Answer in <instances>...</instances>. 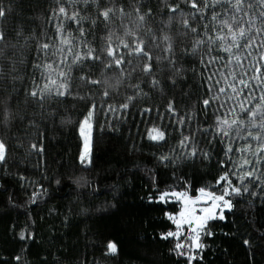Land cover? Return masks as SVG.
Here are the masks:
<instances>
[{
    "label": "trees",
    "instance_id": "trees-1",
    "mask_svg": "<svg viewBox=\"0 0 264 264\" xmlns=\"http://www.w3.org/2000/svg\"><path fill=\"white\" fill-rule=\"evenodd\" d=\"M9 2L13 11L0 21V30L5 34L0 42V121L5 107L13 116L7 126L0 123V140L8 146L7 164L0 165V264H185L184 258L172 251L175 241L161 238L162 233L175 230L165 211L178 212L180 206L149 202V196L155 200L157 192L153 181L161 190L167 185L184 190L181 184L186 183L193 197L199 195L200 187L218 190V161L227 160L224 150L229 143H222L220 137L213 140L206 130L215 129L216 115L228 114L225 109L217 110L216 105L205 110L201 101L206 98L204 80L208 73L203 71L199 56L188 55L178 61L183 75L175 85L168 79L167 64L156 62L157 54L165 55L161 51L167 43L165 35L171 38L178 55L185 45L191 47L192 36L183 35L180 15L182 11L191 23L190 7L185 0H168L179 5L171 13L163 0H98L101 7L117 9L105 28L100 19L92 26L97 8L91 0L87 6L83 0H76L74 6L69 0H4L5 6ZM61 4L69 14L74 10L79 13L85 39L97 50L107 40L109 30L115 33L114 43L126 28L135 34L127 40L143 39L153 54V72L159 84L153 87L152 77L141 70L142 62L133 59L131 65H125L123 76L115 69L102 74L99 64L84 66L83 72L101 81L99 86L89 87L79 79L81 66L71 64L69 56L63 68L71 78L72 94L47 99L43 108L34 103L28 95L33 80L43 83L33 70L37 46L48 42L52 50L61 47L57 34L61 23L65 35L70 31L79 37L77 25L58 13ZM138 4L144 5L142 12L152 9V15L143 22L133 10ZM120 7L126 15L121 16ZM254 12L259 15L258 9ZM80 50L79 46L74 48ZM55 58L59 59V54ZM43 60L41 55L40 62ZM105 90L108 97L103 96ZM170 101L175 115L168 112ZM125 102L128 107L120 108ZM93 103L96 108L90 118V163L84 165L80 160V122ZM109 105L115 111H110ZM249 106L251 101L245 105ZM49 113H54V118ZM238 114L244 115L237 108L228 119ZM189 115L190 121L178 123L179 117ZM153 126L165 132L164 141L148 138ZM190 133L198 153L207 152L209 159L184 158L187 149L182 150L179 142ZM32 143L42 144L43 152L34 151ZM231 143L232 159L239 162L241 153L235 149L242 147L243 141ZM161 155L173 157L174 163L165 167L159 161ZM180 177L183 181L176 179ZM37 185H43L47 193L32 203L33 190L42 191ZM233 203L232 212L224 213L225 220L211 222L213 234L202 235L205 247L194 264H264L261 200L245 195L233 198ZM22 232L25 239H20ZM245 239L249 245L244 244ZM109 241L117 245L115 254L107 249Z\"/></svg>",
    "mask_w": 264,
    "mask_h": 264
},
{
    "label": "snow or ice",
    "instance_id": "snow-or-ice-1",
    "mask_svg": "<svg viewBox=\"0 0 264 264\" xmlns=\"http://www.w3.org/2000/svg\"><path fill=\"white\" fill-rule=\"evenodd\" d=\"M76 0H69V4L74 6ZM97 8V18L92 20V26L96 25L97 19H100L105 28L108 27L111 19L115 16L117 9L115 6H104L98 3V0H91ZM165 7L169 12L174 13L179 5L170 4L168 0H163ZM85 6L89 0H83ZM191 11L188 15L191 17V23L185 14L181 11V23L185 29L183 35L192 36L191 47L185 45L182 52L178 55L171 38L167 35L163 37L166 46L161 49L165 55H156L157 64L166 63L170 73L168 79L175 85L178 77L183 75V69L178 65L185 56H199V62L203 66V71L208 75L204 84L206 86V98L202 99V104L207 110L216 105L217 110L225 109L227 114L224 117L216 115L215 129H206L211 133L212 139L221 138L223 143L227 140L229 143L225 148L227 160L218 161L221 168V174L215 183L218 190H210L206 187L198 189L199 195L193 197L189 195L188 185L182 183L184 190H176L171 185H167L164 190L153 181V187L157 190L155 200L149 196V202H157L163 205L179 204V211H165V217L174 225L175 230H168L161 234V238L175 241L172 251L177 257H183L185 264H194L199 253L205 247L202 243V235L211 236V228L215 220H225V211L232 212L235 205L233 198L258 197L262 206H264V0H185ZM144 5H137L133 10L138 20L143 22L146 16L152 15V9L147 8L142 12ZM259 10L257 16L254 12ZM13 11L11 3L5 6L4 0H0V21L6 20ZM121 16L126 15L123 7L118 9ZM211 13L210 18L208 13ZM58 13L65 20L77 25L79 37L73 36L72 32H67L63 23L57 25V34L60 37L61 47L53 49L48 42L37 46V58L33 63L34 74L39 73V78L43 81L42 85L35 79L33 87L28 93L33 102L43 108L44 102L53 97H65L71 95V78L64 71L63 66L68 64L69 56L71 64L81 66L82 74L80 81L86 86H99L101 81L95 79L91 74L83 72L86 65H102L101 73L115 69L122 76L125 75V65H131L133 59L142 62L141 70L149 77H152L153 87L159 84L155 79L153 72V54L145 47V41L139 37L129 41L128 36H135L127 28L123 36L116 37L117 43L113 42L115 33L109 30L108 38L103 42L99 50L89 46L85 39L82 18L77 11L71 14L66 10V6L61 4L58 7ZM247 17V19H245ZM171 20V16L169 17ZM259 24V26H257ZM151 31V29H149ZM155 41V37L153 38ZM5 40V34L0 30V42ZM79 46L80 51H74ZM154 46L159 48V44ZM52 50V51H50ZM214 52L224 53L226 55H216ZM59 54V59L55 57ZM3 50L0 49V56ZM44 60L40 62V56ZM207 55V59L205 56ZM51 57V58H50ZM247 62V66H245ZM215 66V67H214ZM13 71L15 68L12 69ZM160 68V71H163ZM133 71L135 69L133 68ZM203 79V75H202ZM107 80L104 81L107 84ZM259 93L257 98L256 94ZM104 97L109 96V92H103ZM83 99V97H80ZM223 98V99H222ZM132 97H128L131 101ZM251 101V106L245 107ZM231 102V103H230ZM227 105V108H226ZM128 103H122L120 108L126 109ZM96 105L93 103L86 109V115L80 122L81 133L89 124L93 116ZM237 108L244 115H237L231 120L228 116L235 112ZM110 111L115 109L109 105ZM151 111V109H146ZM168 112L176 114V109L170 101ZM54 113L49 116L54 118ZM13 119L12 113L5 107L3 119L0 123L6 126ZM190 121L191 116H181L178 123L183 125L185 120ZM34 124V121H30ZM148 138L154 142L164 141L165 132L160 128L153 126L149 129ZM233 140L243 141V146L236 148L235 151L241 153L239 162L232 159L231 153ZM84 151L81 152L80 160L84 162L86 158L90 162L89 137L84 136ZM189 141V145H185ZM253 141L255 144L253 145ZM184 152L185 159L195 160L198 156L201 159H209L207 152L198 153V149L192 143V133L183 136L179 142ZM30 147L38 153L43 152V145L32 143ZM8 146L3 140H0V165H6V154ZM174 151V150H173ZM159 161L165 167L174 163V158L169 155H161ZM175 177V174H173ZM21 180L25 177L21 176ZM183 181V177L176 178ZM59 183V180L56 181ZM37 189L31 193V202L36 203L41 195H46L47 190L43 185H37ZM259 189V192L256 190ZM199 205V207H198ZM20 239H25V234H20ZM248 239L244 240L245 245H249ZM107 249L110 253L117 252V245L109 241ZM19 260V257H16ZM202 259V256L200 257Z\"/></svg>",
    "mask_w": 264,
    "mask_h": 264
},
{
    "label": "rangeland",
    "instance_id": "rangeland-1",
    "mask_svg": "<svg viewBox=\"0 0 264 264\" xmlns=\"http://www.w3.org/2000/svg\"><path fill=\"white\" fill-rule=\"evenodd\" d=\"M89 124L91 125V122L89 120ZM80 135H81V138H82V151H84V144H85V141H84V136L87 135L89 137V149H90V143H91V127H88L87 125L85 126L84 128V132L83 134L81 133V129H80ZM152 141V140H151ZM159 142V141H158ZM81 151V152H82ZM84 165H89V159L86 158L84 162H82ZM199 207V205H198ZM227 212V210L225 211Z\"/></svg>",
    "mask_w": 264,
    "mask_h": 264
}]
</instances>
